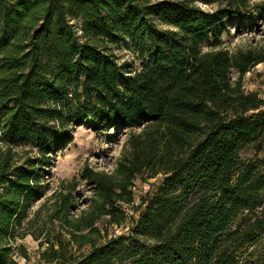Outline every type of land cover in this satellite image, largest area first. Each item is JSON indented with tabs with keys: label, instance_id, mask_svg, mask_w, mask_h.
Wrapping results in <instances>:
<instances>
[{
	"label": "trees",
	"instance_id": "1",
	"mask_svg": "<svg viewBox=\"0 0 264 264\" xmlns=\"http://www.w3.org/2000/svg\"><path fill=\"white\" fill-rule=\"evenodd\" d=\"M252 1L0 0V264L25 256L45 207L32 208L77 126L130 132L112 173L82 170L86 211L72 216L75 181L53 193L33 234L45 263L264 264V98L241 89L264 47L221 48L225 23L264 15ZM158 176L128 234L95 226L120 225L135 181Z\"/></svg>",
	"mask_w": 264,
	"mask_h": 264
},
{
	"label": "rangeland",
	"instance_id": "2",
	"mask_svg": "<svg viewBox=\"0 0 264 264\" xmlns=\"http://www.w3.org/2000/svg\"><path fill=\"white\" fill-rule=\"evenodd\" d=\"M259 0H253L251 3H257ZM201 10L212 12L216 6L203 5L195 3ZM241 23L243 26H241ZM221 48L227 50L231 54L244 53L247 51H256L264 47V15L256 11L250 17H245L242 22L225 23V31L221 36ZM204 48H207L205 45ZM120 61H130L131 57L126 50L119 52ZM231 82L238 80L236 70L230 71ZM241 89L245 93H257L264 98V64H258L251 68L241 79ZM132 131V130H131ZM130 128L119 130H92L86 126H77L71 133L70 139L58 152L50 176V188L45 192L44 196L35 202L31 213L37 211L40 206L45 207L39 215V221L34 224L31 229L33 234H37L39 227L44 221H48V214L54 201L53 193H58L62 185L75 181L76 189L73 192L74 206L73 217H78L82 211H86L89 201L92 199L94 190L90 184L81 178L83 169L88 168L96 172H104L110 174L116 168L117 162L121 156L124 145L126 143ZM257 151L247 149L241 152L242 158L252 157ZM260 157H264V138H262V148L258 153ZM160 180V176L149 181H135L132 188L134 193V202L131 205H123L125 211L124 221L120 225L108 224V218H100L95 226L103 229L107 227L108 237L120 234H128L131 223L135 220V207L139 204L140 198L145 195L152 185H156ZM64 190H62L63 192ZM64 191L63 193H65ZM32 215V214H31ZM54 231L59 229L58 223H54ZM61 231V230H60ZM59 231V233H60ZM32 233L27 234L19 244L24 249L25 256L19 255L17 260L20 264H47L40 259V253L47 247L43 241V236L35 239ZM62 239H69V235L62 231ZM22 251V250H21ZM86 248L81 250H73V255H80L85 252Z\"/></svg>",
	"mask_w": 264,
	"mask_h": 264
}]
</instances>
